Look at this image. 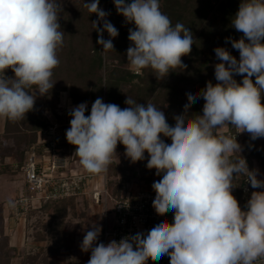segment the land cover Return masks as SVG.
Listing matches in <instances>:
<instances>
[{
  "label": "clouds",
  "instance_id": "1",
  "mask_svg": "<svg viewBox=\"0 0 264 264\" xmlns=\"http://www.w3.org/2000/svg\"><path fill=\"white\" fill-rule=\"evenodd\" d=\"M99 3L91 0L85 7L98 17L92 21L97 43L103 51L114 50L112 40L119 32ZM113 3L125 22L134 25L126 51L131 70L150 68L162 80L187 68L181 58L191 53L193 34L182 23L173 26L160 0ZM62 10V0H0V118L25 119L37 94L48 95L54 87L53 70L60 64L65 35L59 23ZM232 27L243 34L238 40L226 38L239 59L224 47L214 49L217 83L208 81L199 93L186 94L188 103L173 117L174 126L160 107L128 95L125 108L98 97L89 115L87 102L69 111L66 140L86 173L106 174L118 144L132 163L147 153L146 167L161 177L152 184V206L160 216L174 213L172 223L164 220L146 233L107 244L98 243L102 226L93 222L80 245L91 252L87 264H155L165 255L170 264H256L264 259V191H253L245 209L232 194L241 175L253 189H264V180L257 178L258 170H249L236 139L245 132L252 140L264 138V0H241ZM104 32L110 39H104ZM8 69L12 76L6 75ZM199 98L205 101L203 114L189 118L188 110ZM225 128H235L237 134H222Z\"/></svg>",
  "mask_w": 264,
  "mask_h": 264
},
{
  "label": "trees",
  "instance_id": "2",
  "mask_svg": "<svg viewBox=\"0 0 264 264\" xmlns=\"http://www.w3.org/2000/svg\"><path fill=\"white\" fill-rule=\"evenodd\" d=\"M85 2L63 6L60 13L59 23L64 31V44L58 51L60 64L53 70L52 81L54 87L48 95L40 96L35 101L34 109L26 114V118L12 122L0 118V175L16 174L23 168L32 150L37 155H43L46 142H40V133L48 130L54 122L58 124L59 132L64 129L68 119L69 111L82 102H87L86 115L90 114L92 103L99 97L105 103H113L121 108L127 107L125 100L127 95L135 99L137 103H153L165 113L169 125L175 124L173 117L184 112V105L188 103V93L196 94L206 87L211 81L217 83L214 75V65L219 63L214 49L226 48L233 56L239 59L238 50L234 49L231 42L226 38L231 37L238 40L243 35L232 27V19L239 9L241 0H162L161 11L171 20L173 26L182 23L193 34L194 44L191 53L181 59L186 69L177 68L171 71L167 77L157 80L153 70L150 68L136 73L131 70L127 62L126 51L130 45L128 40L129 28L133 24H127L122 15L118 14L114 4H108V0H100L99 6L110 13L107 19L118 29L119 35L113 38L114 50L103 51L102 45L97 43L98 33L94 29L92 21L98 20L96 14L91 13ZM130 3V0H126ZM103 27V22L98 24ZM104 39H110L107 32L103 33ZM7 76H12L10 69L6 70ZM241 82L242 76L234 77ZM255 83V77L252 78ZM34 91V89L30 90ZM63 94H67L68 104L64 103ZM65 99V98H64ZM205 101L199 98L188 110L192 118L196 114L202 115ZM261 103L264 104V96ZM236 132L235 128H229L227 135ZM247 134V145L250 154L246 156L250 171L253 170L252 162L255 160L262 170L264 180V138L252 140ZM165 143H171L170 138L161 137ZM57 146L61 149V155L67 160H76L75 147L69 144L66 138L56 135ZM120 159L121 165L113 161L108 168L107 188L113 196H118L124 189L131 185L136 177L138 165L142 161L132 163L125 155V148ZM145 157L148 154L145 153ZM9 160V162H6ZM152 180L147 181L151 184ZM237 184L232 194L238 200L242 209L253 191H264V189H253L247 183V177L241 175L235 178ZM245 188L248 189L244 192ZM76 197H69L59 201H50L34 208L33 212L45 213L56 211L48 222L47 229L53 233L52 223L58 231L60 241L56 246L50 248L52 256H75L74 241L69 244L62 243L68 233L66 231L67 208L73 205ZM68 204V205H67ZM7 212L6 204L0 203V264H13L15 259L21 258L22 264H50L47 254H26L12 243L10 235L4 232V219ZM148 264H154L149 260ZM155 264L162 263L160 260Z\"/></svg>",
  "mask_w": 264,
  "mask_h": 264
},
{
  "label": "built area",
  "instance_id": "3",
  "mask_svg": "<svg viewBox=\"0 0 264 264\" xmlns=\"http://www.w3.org/2000/svg\"><path fill=\"white\" fill-rule=\"evenodd\" d=\"M108 3L114 4L113 0H108ZM57 129L58 124L54 122L39 136L40 142H46L42 156L43 164L48 169L41 167L38 170L37 153L35 150L30 152L23 168L26 194L11 200L7 205V211L12 218L19 220L46 202L89 194L93 202L101 204L102 207V232L98 237V243L107 244L112 240L119 242L127 235H134L137 232L146 233L164 220L173 222V212L160 216L152 206L156 195L152 184L159 179L136 189L128 186L118 196H111L107 188L108 171L106 174L92 175L81 168L71 167L57 146ZM95 177L102 178L105 189H96L97 185H93ZM109 202H112L111 208ZM168 259L169 257L165 255L160 261L167 263ZM256 264H264V259L256 261Z\"/></svg>",
  "mask_w": 264,
  "mask_h": 264
},
{
  "label": "rangeland",
  "instance_id": "4",
  "mask_svg": "<svg viewBox=\"0 0 264 264\" xmlns=\"http://www.w3.org/2000/svg\"><path fill=\"white\" fill-rule=\"evenodd\" d=\"M63 6H69L71 4H78L81 3V0H62ZM109 4V3H108ZM160 5H162V0H160ZM68 96L67 94H63L62 98L64 100V103L68 104L69 101L66 99ZM65 98V99H64ZM38 94L37 99L38 100ZM91 106V105H89ZM2 124H0L1 126ZM70 127V119H68L66 126L64 129H61L60 132L57 130V133L61 135V138H66L65 133L66 130ZM229 128H225L220 130L222 134L228 133ZM56 133V134H57ZM237 134V130L235 133L231 134L232 136H235ZM236 139L238 143L241 145L242 151L241 156L246 159V156L250 154L251 150L250 147L247 145V134L241 133L237 134ZM117 155L113 157V161L117 162L118 167L121 165V157L123 155V149L119 145L116 149ZM239 153H236L235 155L237 157L240 156ZM148 157H145L144 160H142L141 164L138 165V170L136 177L133 178L131 181V187L133 189L143 187L144 185L148 184L147 181L149 180H156L160 179L161 177H158L155 175V169H148L146 167L147 165ZM112 161V162H113ZM247 161V160H246ZM6 162H9L7 160ZM37 163H38V170L41 167H45V169H48L47 166L43 164V156L37 155ZM68 163L71 167L81 168L79 164L78 157L76 160H69ZM248 168L249 163L247 162ZM69 166V167H70ZM253 170H258V179L263 180L262 170L259 167L258 163L253 160L252 162ZM240 176H237L236 178H239ZM25 177L21 174L20 171H17L16 174H5L0 175V203L6 204V207L8 203L21 196L26 194V186H25ZM235 186L237 184L234 182ZM247 184V182H246ZM93 185H97V190H103L105 189V185L103 183V180L101 177H95V181L93 182ZM236 188V187H235ZM235 188L233 190H235ZM248 189L245 188L244 192H247ZM110 193V191H109ZM111 194V193H110ZM111 196H113L111 194ZM77 200H74L73 205L67 204V227L65 228L67 232H71V240L68 235L62 239V243L69 244L70 241H74L75 246V256H52L50 255V248L56 246L57 242L60 241V236H58V231L55 228V224L52 223L51 228L54 230L53 233H51L47 229L48 222H51L53 214L56 213V211H51L45 213H39V212H33L29 217L30 211L26 216L20 218L19 220H16L12 218L11 214L7 211L5 214L4 219V232L7 235H10L11 239H14L15 244L18 245V248L21 249V251H25L24 253H28L30 255L33 254H47V256L50 258V264H87V261L90 258L91 252H84L81 250V243L84 237V234L87 230H90L91 224L93 222L98 223L101 225L102 220V207L101 204H95L93 202V199L90 197V195L85 194L81 197H76ZM40 205V204H38ZM112 207V202H109V208ZM14 237V238H13ZM22 259L18 258V261L15 259L12 263L13 264H22ZM167 264H170V258L167 261Z\"/></svg>",
  "mask_w": 264,
  "mask_h": 264
},
{
  "label": "crops",
  "instance_id": "5",
  "mask_svg": "<svg viewBox=\"0 0 264 264\" xmlns=\"http://www.w3.org/2000/svg\"><path fill=\"white\" fill-rule=\"evenodd\" d=\"M26 191V190H25ZM14 238V237H13ZM12 243L15 245V246H17L18 247V245L17 244H15V241H14V239H12ZM17 261H18V259H16Z\"/></svg>",
  "mask_w": 264,
  "mask_h": 264
}]
</instances>
